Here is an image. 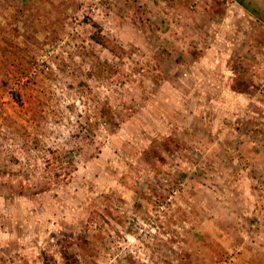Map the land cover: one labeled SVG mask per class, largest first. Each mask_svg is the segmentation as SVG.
<instances>
[{
    "label": "rangeland",
    "instance_id": "rangeland-1",
    "mask_svg": "<svg viewBox=\"0 0 264 264\" xmlns=\"http://www.w3.org/2000/svg\"><path fill=\"white\" fill-rule=\"evenodd\" d=\"M243 1L0 0V264H264Z\"/></svg>",
    "mask_w": 264,
    "mask_h": 264
},
{
    "label": "trees",
    "instance_id": "trees-1",
    "mask_svg": "<svg viewBox=\"0 0 264 264\" xmlns=\"http://www.w3.org/2000/svg\"><path fill=\"white\" fill-rule=\"evenodd\" d=\"M243 2H244L243 0H240V3L243 4ZM92 38L96 42L109 48L115 54H120V50L122 51L124 50V48L120 44L112 40L111 37L104 34L102 31H96L95 33H93ZM63 257L67 263H72L75 260V255L68 250L63 251ZM45 264H51V263L46 262Z\"/></svg>",
    "mask_w": 264,
    "mask_h": 264
}]
</instances>
